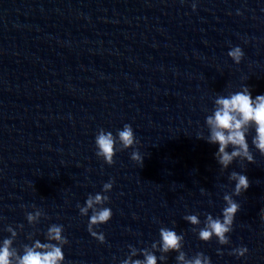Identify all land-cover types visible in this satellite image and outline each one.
I'll return each mask as SVG.
<instances>
[{
    "label": "water",
    "instance_id": "95a60500",
    "mask_svg": "<svg viewBox=\"0 0 264 264\" xmlns=\"http://www.w3.org/2000/svg\"><path fill=\"white\" fill-rule=\"evenodd\" d=\"M235 46L245 53L239 65L228 56ZM244 86L264 95V0H0V244L11 226L22 254L63 225L65 264H121L129 245L150 248L167 227L184 236L188 258L264 264L255 131L247 137L255 164L237 160L227 170L218 145L197 138L209 135L216 97ZM125 124L138 144L108 166L96 156V134L115 136ZM137 149L143 167L131 159ZM232 171L251 186L233 197L241 210L230 243L202 242L183 218L198 215L201 228L207 214L222 218ZM111 180L104 207L113 217L94 229L101 244L88 232L91 212L81 216L77 206ZM36 209L44 216L31 225L26 212ZM242 246L244 257L231 254ZM177 256L158 264H178Z\"/></svg>",
    "mask_w": 264,
    "mask_h": 264
},
{
    "label": "clouds",
    "instance_id": "9594fccd",
    "mask_svg": "<svg viewBox=\"0 0 264 264\" xmlns=\"http://www.w3.org/2000/svg\"><path fill=\"white\" fill-rule=\"evenodd\" d=\"M183 2V0H181ZM193 11L196 4H192ZM228 56L235 64L239 65L245 56L244 51L239 46L232 47ZM214 111L206 117V126L209 135L204 136L203 132L198 133V139L205 140L212 145H218L215 159L222 170H227L237 160L243 163L255 164V158L250 150L247 140L251 130L255 131L252 138V145L264 156V95H257L253 98L249 87L244 86L242 90L229 93L227 96L218 95L214 101ZM138 144L134 130L131 125L125 124L114 136L112 132L100 129L95 137L96 156L104 161L108 166L115 164L117 151L123 152L133 149ZM231 148V151H229ZM131 159L140 167H143L144 157L139 150L131 153ZM229 180L234 183L232 194L225 193L223 199L226 206L222 209V218L206 215L204 227H199L201 221L198 215H186L184 220L194 226L197 230L198 238L205 243L217 239L220 245L230 243L229 234L233 231V225L237 214L241 210V205L233 198L240 197L248 191L251 184L248 177L240 172L232 171ZM115 181L111 180L103 185V193L94 196L89 195L85 206L78 205L81 216L87 217L91 212L88 223V232L101 244H105L104 234H98L94 229L109 223L113 217L112 210L104 205L110 203L107 193L113 189ZM264 213V209H261ZM44 212L36 209L34 213L26 212V219L29 224L39 223ZM23 228V225H19ZM7 231L10 238L3 240L0 244V264H65L63 248L69 244L68 239L63 235V225H51L46 234L47 243L35 240L34 243L23 246V253L13 247L17 238V232L9 226ZM160 239L151 244L150 248L140 249L129 245L130 254L121 264H158V261H167V254L176 252L178 264H212L211 259L203 253H197L194 257L188 258L182 250L184 246V236L167 227L159 230ZM31 239V237H29ZM156 252L161 253L159 257ZM248 252L246 247L234 249L231 253L238 257H244ZM218 255H223L219 249ZM142 255L144 259H133Z\"/></svg>",
    "mask_w": 264,
    "mask_h": 264
}]
</instances>
